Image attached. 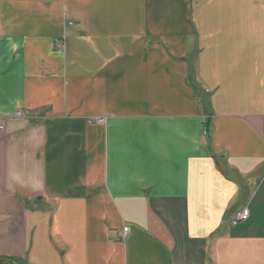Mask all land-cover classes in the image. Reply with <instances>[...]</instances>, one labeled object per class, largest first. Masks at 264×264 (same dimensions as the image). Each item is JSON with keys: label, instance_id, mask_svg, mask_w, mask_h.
I'll return each instance as SVG.
<instances>
[{"label": "crops", "instance_id": "1", "mask_svg": "<svg viewBox=\"0 0 264 264\" xmlns=\"http://www.w3.org/2000/svg\"><path fill=\"white\" fill-rule=\"evenodd\" d=\"M0 264H264V0H0Z\"/></svg>", "mask_w": 264, "mask_h": 264}, {"label": "built area", "instance_id": "2", "mask_svg": "<svg viewBox=\"0 0 264 264\" xmlns=\"http://www.w3.org/2000/svg\"><path fill=\"white\" fill-rule=\"evenodd\" d=\"M71 25V23H69V26ZM57 50H62L63 49V41H58L57 44ZM16 117L21 116L20 112H17L15 114ZM97 122H101V120H97ZM249 217V212L247 210V208H243L241 211L237 212L231 219H230V223L232 226H237L238 224L245 222ZM127 233V228H122V230L119 232L120 238L124 237Z\"/></svg>", "mask_w": 264, "mask_h": 264}, {"label": "rangeland", "instance_id": "3", "mask_svg": "<svg viewBox=\"0 0 264 264\" xmlns=\"http://www.w3.org/2000/svg\"><path fill=\"white\" fill-rule=\"evenodd\" d=\"M58 42V41H57ZM57 42H56V44H57ZM56 44H55V48H56V50H57V46H56Z\"/></svg>", "mask_w": 264, "mask_h": 264}]
</instances>
